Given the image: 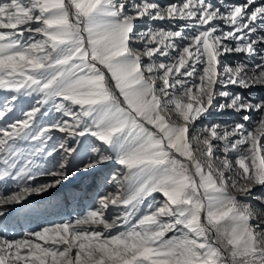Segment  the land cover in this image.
Here are the masks:
<instances>
[{"label": "snow or ice", "instance_id": "6c2138e0", "mask_svg": "<svg viewBox=\"0 0 264 264\" xmlns=\"http://www.w3.org/2000/svg\"><path fill=\"white\" fill-rule=\"evenodd\" d=\"M254 89H264V0H0V90L11 93L0 104V217L70 176L120 166L105 178L115 190L75 219L0 230V264H264ZM20 95L35 103L8 120ZM225 111L240 119L208 122Z\"/></svg>", "mask_w": 264, "mask_h": 264}, {"label": "rangeland", "instance_id": "374dc122", "mask_svg": "<svg viewBox=\"0 0 264 264\" xmlns=\"http://www.w3.org/2000/svg\"><path fill=\"white\" fill-rule=\"evenodd\" d=\"M169 2V0H160V3L164 4ZM160 23V22H159ZM231 60L237 59V57L230 56ZM255 94H264V89H258V91L253 90ZM257 92V93H256ZM11 93L8 92L6 98L10 99ZM23 95L19 96V99L15 102V105L22 100ZM36 97H34L27 108L34 104ZM24 106V105H23ZM25 108V110L27 109ZM24 110V108H14V111L9 116L8 120L13 118V114ZM59 118V115L54 111L45 119ZM174 119H176L174 117ZM222 120L231 121L239 120L240 116L231 112L225 111L224 113H213L211 120ZM177 122H180L177 120ZM205 121H198L197 126L204 123ZM1 124V123H0ZM54 139L52 143L63 137L62 133L54 132ZM86 142H95L94 138L88 137ZM27 147V145H26ZM199 155V154H198ZM59 159V156L54 155L53 157H44L39 163L42 166L52 167L55 162ZM110 165V166H109ZM2 167V166H0ZM119 165L114 162H109L108 164L102 166L96 172L89 173H78L77 175L70 176L69 180L64 182L62 185L50 189L47 193L40 195H33L28 198V201L23 205V210L21 206H8V209L3 217H0V230L7 229V234L9 236H19L24 232H30L38 230L46 225L54 223H62L67 220H73L77 216L82 215L88 209L95 205L98 198V193L105 190L114 191V186L106 185L105 178L109 177L110 173L119 169ZM48 177H40L41 181L48 180ZM11 184V181H9ZM90 191V192H89ZM88 192L90 193L88 196ZM264 193V187L257 186L253 189V194ZM156 200L162 199L159 194H154ZM153 203L152 199L149 198L146 204L143 206L142 211H147V204ZM252 204L254 205V211L261 219H264V205H261L259 201L253 199ZM28 209H31L29 211ZM116 209L110 207L107 210V215L112 217L116 214Z\"/></svg>", "mask_w": 264, "mask_h": 264}, {"label": "bare ground", "instance_id": "6f19581e", "mask_svg": "<svg viewBox=\"0 0 264 264\" xmlns=\"http://www.w3.org/2000/svg\"><path fill=\"white\" fill-rule=\"evenodd\" d=\"M159 2H160V0H159ZM214 2H216V0H214ZM157 23H159V22H157ZM234 57H237V59L239 58L238 56H234ZM226 59H228V60H231V58H230V56L229 57H226ZM255 91H258V89H254ZM7 93H8V91H3V90H0V104H3L4 102H5V97L7 96ZM257 93V92H256ZM256 95H259V94H256ZM34 98V96L33 97H27V96H23V98H22V100H20V102L18 103V104H16L15 105V107L14 108H17V107H19V108H24V110H25V108H27V104H29L30 102H31V100ZM35 102V101H34ZM24 105V106H23ZM28 109V108H27ZM26 109V110H27ZM19 114H20V111L18 112V113H15V114H13L12 116L13 117H18L19 116ZM9 116H11V113L8 115V117H7V119L9 118ZM210 119V118H209ZM5 121H4V119L3 118H0V123L1 124H3ZM201 159L203 160V157L201 156ZM110 166V165H109ZM90 192V191H89ZM88 192V196H89V193ZM259 214V213H258ZM257 214V215H258Z\"/></svg>", "mask_w": 264, "mask_h": 264}]
</instances>
